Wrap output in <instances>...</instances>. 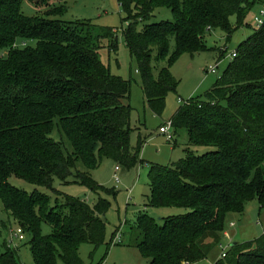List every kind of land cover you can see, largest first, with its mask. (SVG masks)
I'll list each match as a JSON object with an SVG mask.
<instances>
[{
  "label": "trees",
  "instance_id": "trees-1",
  "mask_svg": "<svg viewBox=\"0 0 264 264\" xmlns=\"http://www.w3.org/2000/svg\"><path fill=\"white\" fill-rule=\"evenodd\" d=\"M118 1L145 100L158 116L179 85L171 67L180 56L208 50L206 36L212 28H220L229 42L250 11L259 14L264 4ZM26 3L35 7L34 15L26 13ZM162 7L171 9L173 19L150 23ZM66 11L67 0H0V199L30 235L36 264H86L81 245L97 249L107 238L110 203L100 198L91 205L65 195L55 188L56 179L98 192L105 189L92 171L102 157L128 169L145 163L141 152L146 139L140 135L136 146L131 143V81L113 74L101 58L103 39L115 48L118 30L64 21ZM255 17L253 33L238 45L224 74L204 96L184 102L172 118L175 132L188 133L186 155L172 164H151L147 206L186 211L161 218L147 210L140 213L131 228L132 244L149 264H194L207 258L222 241L229 213H243L254 199L264 209V24L258 25ZM76 22L82 26L76 28ZM201 149L206 152L195 154ZM11 177L46 187L53 197L21 189ZM118 235L122 243L121 229L114 237ZM2 246L0 264H22L17 249ZM223 252L214 264H264V234Z\"/></svg>",
  "mask_w": 264,
  "mask_h": 264
},
{
  "label": "rangeland",
  "instance_id": "rangeland-1",
  "mask_svg": "<svg viewBox=\"0 0 264 264\" xmlns=\"http://www.w3.org/2000/svg\"><path fill=\"white\" fill-rule=\"evenodd\" d=\"M25 11L28 15H34L37 11L32 4L26 3ZM257 10L252 9L246 17V23L233 33L229 42H226L224 32L220 28H212L206 36L208 50L191 55L185 53L173 64L171 71L180 81L176 91L169 92L167 104L162 116L156 115L145 100L141 75L135 58L130 54L127 46L124 30L127 21L126 14L118 0H67V11L61 17L64 21H88L98 26H108L118 31L115 32V48L109 45L108 38L103 39L104 47L101 49L102 61L110 68L113 74H117L131 81L129 102L133 107L131 113V143L136 146L139 136L146 139L141 159L145 163L133 168H124L113 159L102 157L100 166L92 171L95 181L105 190L95 192L87 185L75 182L62 183L55 180V188L61 190L65 195L78 196L87 203L94 205L100 198L110 203L106 215L107 238L105 244L95 248L90 243H84L80 247V256L86 264H149L139 249L132 244L131 228L138 223L139 215L147 210L151 216L156 218L168 215L184 213L183 208H155L147 206L150 195L149 172L152 163L163 165L172 164L186 155L185 147L188 140L187 131L184 129L175 132V139L169 140L165 134L159 133V127L171 121L180 106L192 96H204L217 80L224 74L228 64L232 60L227 54L235 51L238 45L249 38L255 28L254 16ZM256 13V14H255ZM173 15L169 8H158L150 23L162 20H172ZM232 24L236 25V17L231 18ZM75 27L82 26L77 22ZM248 24V25H246ZM115 31V30H114ZM170 52L175 50V39H170ZM226 45L225 57L221 59L222 49ZM221 61L216 72H208L207 66ZM165 64L164 61L159 63ZM57 140L61 138L54 133ZM205 150H197L195 154L201 155ZM119 166V170H116ZM10 182L28 192L39 189L49 195H53L46 187L28 183L20 178L11 177ZM107 190H114L107 192ZM53 197V196H52ZM20 227L17 221L10 216L4 208L0 199V245L8 244L17 249L22 264H36L31 251V237L24 232L22 239L12 236V230ZM123 232L122 243L115 236L117 231ZM45 233L50 232L48 226L43 228ZM227 234V235H226ZM264 234V209L261 208L259 200L254 199L246 205L243 213H229L226 219L224 236L221 243L208 255L194 264H214L222 256L223 248H228L234 243H245L260 238ZM113 240H115L113 242ZM3 247V246H2ZM59 264H65L62 260Z\"/></svg>",
  "mask_w": 264,
  "mask_h": 264
},
{
  "label": "built area",
  "instance_id": "built-area-1",
  "mask_svg": "<svg viewBox=\"0 0 264 264\" xmlns=\"http://www.w3.org/2000/svg\"><path fill=\"white\" fill-rule=\"evenodd\" d=\"M255 20L257 22L258 25H262L264 24V4L262 6V8L260 9L259 14L256 15ZM224 50L226 49V45L224 46ZM229 57L234 58L237 55V51H233L231 54H227ZM221 61H218L216 64L214 65H209L207 67V71L208 72H216L217 69L220 67ZM173 128V123L172 120L167 122L165 125L160 127V132L165 134L167 136V138L169 140H173L174 138V133L171 132V129ZM119 166H117L116 170H119ZM24 234V231L21 227H18L15 232L12 230V236L18 239H22V235ZM117 238H119V235L117 236ZM222 256H225V253H222Z\"/></svg>",
  "mask_w": 264,
  "mask_h": 264
},
{
  "label": "crops",
  "instance_id": "crops-1",
  "mask_svg": "<svg viewBox=\"0 0 264 264\" xmlns=\"http://www.w3.org/2000/svg\"><path fill=\"white\" fill-rule=\"evenodd\" d=\"M221 59H223V58H221ZM220 61H222V60H220ZM207 67H208V66H207ZM158 131H159V133H161V132H160V127H159V130H158ZM161 134H163V133H161ZM187 136H188V133H187ZM187 138H188V137H187ZM173 139H175V133H174V138H173ZM187 142H188V140H187ZM186 145H187V143H186ZM184 149H186V147H185ZM183 157H184V156H183ZM226 235H227V234H226Z\"/></svg>",
  "mask_w": 264,
  "mask_h": 264
}]
</instances>
